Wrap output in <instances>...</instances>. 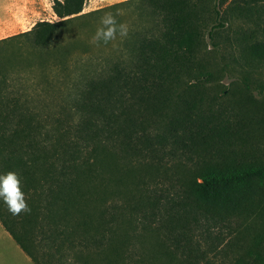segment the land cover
Masks as SVG:
<instances>
[{"label": "trees", "instance_id": "trees-1", "mask_svg": "<svg viewBox=\"0 0 264 264\" xmlns=\"http://www.w3.org/2000/svg\"><path fill=\"white\" fill-rule=\"evenodd\" d=\"M143 1L161 33L138 40L134 68L85 81L71 129L52 133L48 104L8 98L0 80V175L20 176L31 209L13 216L0 200V222L34 264H201L199 232L215 248L225 242L216 231L243 217L229 245L264 243V166L240 151L248 125L195 90L176 99L183 77L201 69L205 38L213 41L232 13L257 15L262 39L253 31L244 56L264 62V0H215L210 21L195 0ZM85 3L56 1L54 11L67 19ZM59 24L38 23L24 35L43 48ZM168 168L175 185L133 205L127 190L136 173ZM187 169L189 179L176 175ZM238 264H264V252Z\"/></svg>", "mask_w": 264, "mask_h": 264}, {"label": "rangeland", "instance_id": "rangeland-1", "mask_svg": "<svg viewBox=\"0 0 264 264\" xmlns=\"http://www.w3.org/2000/svg\"><path fill=\"white\" fill-rule=\"evenodd\" d=\"M56 1L63 0H0V41L6 40L0 44V80L7 78L8 81L4 95L28 100L35 106L48 104L52 133L61 125L65 129L78 122L75 98L87 79L105 75L115 66L134 68L138 40L157 37L162 30L161 20L143 0H86L84 11L67 19L55 14ZM195 2L210 21L215 0ZM109 13L118 23L127 25V35H118L107 45L92 43L97 29L102 26L101 19ZM227 20L225 28L217 31L213 41L205 38L198 54L201 69L183 77L176 89V99L195 90L192 93L201 94L207 105L225 110L232 118L239 117L250 132L248 141L240 147L241 154L246 160L264 166V62L248 64L244 56L245 44L250 42L253 31L256 38L262 39L260 25L258 27L256 14L232 13ZM42 22L60 23L52 42L43 48L35 46L31 38L24 35ZM174 173L176 171L170 168L161 169L158 174L151 170L137 172L127 190L133 205L140 208L143 195L147 198L175 185ZM191 173L187 169L176 175L189 179ZM167 189L170 187L164 192ZM148 192L150 195L146 194ZM113 197L122 205L120 196ZM245 221L243 217L239 222L232 219L223 224L216 234L225 242L215 248L212 247L214 237L211 236L210 241L206 232H199L197 242L204 255L201 264L249 262L264 252V243L247 246L243 239H238L235 245H229L232 237L239 235L237 225ZM6 263L26 264L15 256H10Z\"/></svg>", "mask_w": 264, "mask_h": 264}, {"label": "clouds", "instance_id": "clouds-1", "mask_svg": "<svg viewBox=\"0 0 264 264\" xmlns=\"http://www.w3.org/2000/svg\"><path fill=\"white\" fill-rule=\"evenodd\" d=\"M101 25L92 38L94 44L107 45L118 35L124 37L128 32L127 25L118 23L116 17L111 13L101 19ZM0 200H3L13 216L27 214L31 211L22 188L21 178L16 172L10 171L0 175Z\"/></svg>", "mask_w": 264, "mask_h": 264}, {"label": "crops", "instance_id": "crops-1", "mask_svg": "<svg viewBox=\"0 0 264 264\" xmlns=\"http://www.w3.org/2000/svg\"><path fill=\"white\" fill-rule=\"evenodd\" d=\"M10 256L19 257L26 264H34L0 222V264H7L6 260Z\"/></svg>", "mask_w": 264, "mask_h": 264}]
</instances>
